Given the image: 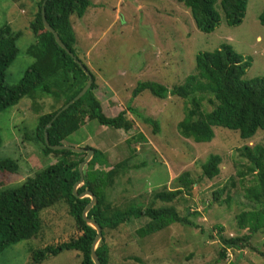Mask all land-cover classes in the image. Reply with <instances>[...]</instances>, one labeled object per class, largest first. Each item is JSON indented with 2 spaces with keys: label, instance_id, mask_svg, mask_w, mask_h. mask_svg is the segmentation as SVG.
Here are the masks:
<instances>
[{
  "label": "rangeland",
  "instance_id": "1",
  "mask_svg": "<svg viewBox=\"0 0 264 264\" xmlns=\"http://www.w3.org/2000/svg\"><path fill=\"white\" fill-rule=\"evenodd\" d=\"M40 1L0 0V28L9 24L14 31L23 33L18 41L19 55L6 74L9 87L17 85L33 63L28 49L36 43V37L30 24L35 20ZM91 2L85 15L81 18L75 15L71 22L77 40L75 51L98 77L96 96L104 105L105 114L113 118L132 108L158 122L160 132L155 134L154 125L144 123L130 112L127 118L134 126L128 132L87 121L65 140V146L91 147L109 154L106 160L111 167L123 160L128 162L132 170L117 180L109 199L123 208L139 204L160 207L165 204L156 200V195L173 190L180 175L200 172V164L210 155L223 159L219 177L203 179L193 186L192 196L186 195L176 203L182 214L186 207L201 214L195 219L198 228L176 224L143 238L137 230L147 221L133 220L132 225L107 232L109 264H264V257L248 249H230L228 258L221 260L222 245L216 228L223 227V236L227 238L249 234V229L241 231L237 225V216L242 211L254 209L238 185L236 172L246 165L239 151L244 146H264V134H259L256 140L241 141L238 133L217 128V137L211 144L195 143L178 131L185 116L182 99L171 96L161 100L149 91L136 99L132 96L135 87L144 81L158 82L169 89L183 84L196 73L200 52H214L223 45L232 46L251 62L245 80L264 77V25L260 21L264 0H248L246 17L238 27L228 26L222 15L219 27L211 34L197 28L189 9L178 0ZM63 102L43 97L35 105L26 97L0 114L3 141L0 159H11L19 165L17 175L8 179L0 176V189L22 183L60 158L57 154L47 157L42 153L41 144L34 141V131L39 118L59 109ZM141 134L144 140L138 138ZM232 180L235 187L231 186ZM225 186L229 190L223 199L230 194L231 206L215 203L213 199ZM68 209L67 203L58 202L43 210L39 233L0 254V264H31L34 252L78 236ZM252 245L264 252V233L253 236ZM80 261L77 252L64 251L43 264H80Z\"/></svg>",
  "mask_w": 264,
  "mask_h": 264
},
{
  "label": "trees",
  "instance_id": "2",
  "mask_svg": "<svg viewBox=\"0 0 264 264\" xmlns=\"http://www.w3.org/2000/svg\"><path fill=\"white\" fill-rule=\"evenodd\" d=\"M178 1L189 9L197 28L206 34L215 32L222 15L228 26L242 25L248 7V0ZM91 3V0H41L38 3V13L30 24L36 37V43L28 49L33 63L22 80L12 87L6 84V74L19 55L18 41L23 33L14 31L9 24L0 28V114L18 105L26 97L35 105L43 97H50L55 101L64 100L59 109L39 118L34 131V141L41 144L42 153L47 157L57 154L60 158L34 176L27 177L22 183L0 189V254L35 237L42 227L41 212L58 202L67 203L68 212L75 220L78 236L34 252L31 264H43L50 257L64 251L77 252L81 259L80 264H95L92 259V246L97 231L83 218V212L91 198L79 199L73 193L74 186L80 181L79 166L86 154L67 150L54 151L46 144L45 134H48L50 146H65V140L87 121H97L108 129L128 132L134 126L127 118L130 112L136 114L144 123L154 125L155 134L160 133L158 122L145 118L132 108L113 118L105 114L104 105L96 96L97 76L75 51L77 40L71 22L75 15L83 17ZM43 8L47 22L75 58L62 49L54 35L45 29ZM260 21L264 25V12ZM76 60L90 73L93 84L81 99L55 118L78 97L89 81L88 75ZM250 67L251 62L245 60L232 46L223 45L214 52H200L196 58V73L188 76L183 84L169 89L158 82L144 81L135 87L132 96L136 99L143 92L149 91L161 100L171 96L182 99L185 116L178 125V131L183 138L191 139L195 143L211 144L217 137V128L238 133L241 141L256 140L259 134H264V77L245 80ZM38 109L40 108H36ZM49 124L51 127H48ZM138 138L144 140L142 134ZM2 144L0 133V150ZM90 149L95 154L85 166L84 183L78 188L77 194L82 195L89 191L97 198V204L87 216L102 228V240L96 250L100 264H109L111 259L110 248L105 240L107 232L117 230L122 225H132L133 220L147 221L137 230L138 236L143 238L176 224L198 228L195 219L201 214L190 211L188 207L182 214L176 203L184 200L186 195L192 196L194 185L201 183L203 179L213 180L222 172V157L210 155L204 162H200V172H184L175 180L173 190L156 195L155 199L165 205L145 207L139 204L123 208L109 199V192L116 187L117 180L132 168L126 160L111 167L106 160L109 154L91 147ZM239 152L241 161H245L246 165H242L236 172L238 185L254 209L242 211L237 216L238 229H249L248 235L227 238L223 236V227L216 226L222 245L221 260L228 258L230 249H248L264 257V252L252 245V237L264 233V146H244ZM18 172L19 165L16 161L0 159L1 177L8 179ZM231 186H236L234 180L231 181ZM228 190V186L219 189L214 194V202L231 206L230 194L223 199ZM209 238L214 239L212 236Z\"/></svg>",
  "mask_w": 264,
  "mask_h": 264
},
{
  "label": "water",
  "instance_id": "3",
  "mask_svg": "<svg viewBox=\"0 0 264 264\" xmlns=\"http://www.w3.org/2000/svg\"><path fill=\"white\" fill-rule=\"evenodd\" d=\"M42 15H43V24H44L45 29L48 32H50V33H52L54 35L56 42L58 43V45L62 49L66 50L68 52V54L72 58H75L74 54L67 49V47L65 46V44L60 40L59 35L55 32V30L47 22L46 16H45V9L44 8H43V11H42ZM77 63L80 65L81 68L84 69V72L89 77V81L87 83V86H85V88L78 95V97L75 98V100L72 101L71 103H69L67 106H65L64 109L61 110L56 115L55 118H57L63 111L67 110L74 102H76L79 99H81L88 92V90L91 88V86L93 84V79H92L90 73L84 68V66H83V64L81 62L77 61ZM48 127H51V124H49ZM45 141H46V144L52 150H56V151L67 150V151H71V152L78 153V154H86V157H85L84 161L79 166L80 181L74 186L73 193L79 199H82V198H85V197L91 198V202L89 203V205L86 207V209L83 212V218H84V220H85V222L87 224H89L90 226H92L97 231V237H96V239H95V241L93 243V246H92V259H93V261H94L95 264H100L99 258H98L97 254H96V250H97V247H98L99 243L102 240V228L100 227V225L96 221L89 219L88 216H87L88 213L90 212V210L97 204V198H96V196L94 194H92L89 191L83 193L82 195H78L77 194L78 188L84 183V169H85V166L93 158V156L95 154V151L93 149H89V148H75V147H70V146H50L49 139H48V134L47 133L45 134Z\"/></svg>",
  "mask_w": 264,
  "mask_h": 264
},
{
  "label": "crops",
  "instance_id": "4",
  "mask_svg": "<svg viewBox=\"0 0 264 264\" xmlns=\"http://www.w3.org/2000/svg\"><path fill=\"white\" fill-rule=\"evenodd\" d=\"M96 78H98V77H96ZM103 91V89H101V92Z\"/></svg>",
  "mask_w": 264,
  "mask_h": 264
}]
</instances>
